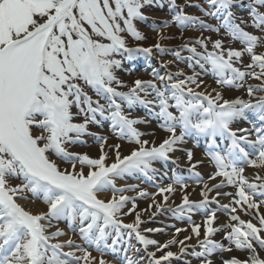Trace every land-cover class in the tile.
<instances>
[{"label":"snow or ice","instance_id":"obj_1","mask_svg":"<svg viewBox=\"0 0 264 264\" xmlns=\"http://www.w3.org/2000/svg\"><path fill=\"white\" fill-rule=\"evenodd\" d=\"M156 54L173 59L122 78ZM89 140L96 155L75 150ZM262 173L264 0H0V264H264ZM141 178L156 191L127 182ZM166 213L191 234L151 238L165 228L141 226Z\"/></svg>","mask_w":264,"mask_h":264},{"label":"rangeland","instance_id":"obj_2","mask_svg":"<svg viewBox=\"0 0 264 264\" xmlns=\"http://www.w3.org/2000/svg\"><path fill=\"white\" fill-rule=\"evenodd\" d=\"M180 2H183V0H180ZM193 2H196V0H193ZM188 11L190 12V13H195L196 12V9L195 8H189L188 9ZM154 15L158 18V19H165V18H167V19H170L171 17L168 15V12H167V9L165 8L164 10H157V11H155V13H154ZM140 27L142 28V30H144L145 32H146V34L148 35V37H149V39H148V41L145 43V46H149V45H151V44H154L155 42H156V40H155V33L154 32H152L146 25H140ZM167 32H169V33H175V32H177V29H175V27H173V28H171V29H168V30H166ZM188 35H196V33H188ZM205 35H208V33H205ZM213 38H216L215 36L213 37ZM166 44H168V46L169 47H174V46H176V45H179L180 43H181V41L180 40H172V41H166L165 42ZM234 47H240V45L237 43V44H234L233 45ZM182 55H188V53H182ZM172 60L173 59V57L171 56V55H165V56H161L160 54H156V56L155 57H153V58H151V59H148V60H145L143 57H141V58H139L138 59V61L136 62V65H135V67L138 69V71H136V72H134L132 75H126V74H121V76H122V78L123 79H125V80H127V81H131V80H133V79H135V78H137V77H139V78H143V79H151V75H150V72H151V69L153 68V67H156V68H159V61L160 60ZM247 62V61H246ZM179 67L180 68H183L186 72H189V74H190V70L189 69H187L186 68V66L183 64V63H179ZM161 71H163V69L161 68L160 69ZM171 71H176V67L174 66V67H172L171 69H170ZM204 79H205V81L207 82V79H210L211 80V82L213 83V80H212V77L209 75V76H205L204 77ZM254 82H256V81H252V83H254ZM241 93H239V92H237V93H230L229 95H240ZM245 98H247V97H245ZM139 115H143L144 113H143V111L142 110H140L139 111V113H138ZM153 124L155 125V122H153ZM95 130V129H94ZM110 142H112V141H110ZM89 145H91L90 147H88V148H77V149H75V150H77V151H88V152H90L92 155H96V153H97V149H96V147H95V145L92 143V141L91 140H89ZM128 146V145H127ZM129 147V146H128ZM196 151H197V153L199 154L198 156H203V152H202V150L200 151V150H198V149H196ZM196 153V154H197ZM178 154H180V153H178ZM177 154V155H178ZM181 162V161H180ZM181 166V165H180ZM157 167H160L159 165H157ZM168 167H174L173 165H171V164H169L168 165ZM181 168H183L182 166H181ZM247 170H246V175H247ZM247 176H249V175H247ZM205 180H207V178H205ZM128 183H141V187H144V188H147L148 189V191H150V192H154V191H156V188L154 187V186H152L151 184H149V183H147V182H142V178H141V180H135V179H133V180H128L127 181ZM159 182H161V181H159V180H157V183H159ZM164 183H167L168 181H167V179H165L164 181H163ZM191 182V181H190ZM189 182V183H190ZM190 184H192V185H190V187L191 188H193V189H195V192L199 189L198 188V186L193 182V183H190ZM190 187H189V189H190ZM228 189H231L233 192H235V189L234 188H231V187H229ZM130 195H135L134 193H130ZM177 197H179L180 195L179 194H177L176 195ZM157 199H159V197H157ZM197 199H199V198H197ZM180 200V199H179ZM151 201L150 200H148V199H139L138 201H137V203H138V205H139V209H142V206H143V203H146V204H148V203H150ZM22 203H28V202H24V201H22ZM263 207H264V205H262ZM29 207H31L32 208V210L33 211H39V210H46V206L45 205H43L41 202H39V201H37L35 204H29ZM211 207H213V208H215L216 207V205L215 204H213V205H211ZM138 209V210H139ZM221 212H219L218 213V216L220 217L221 216V214H220ZM170 215L171 214H167L166 215V217L168 216V218H170ZM144 217L145 218H147V213H145L144 214ZM197 217H199V218H197ZM202 218V219H201ZM132 219H133V216H129V217H127V218H125V222H131L132 221ZM193 220L196 222V223H201L202 222V220H203V215L200 213V212H197V213H195L194 215H193ZM170 221H171V223L170 224H168L167 226H169V225H175V227L176 228H187L188 229V231L187 232H181L180 233V237H179V239H181V237H182V234H186V235H188L190 232L189 231H191V225L189 224L188 225V221H175L174 219H171L170 218ZM254 223H256V221L254 220ZM149 224H151V225H155L154 223H152V222H150V223H147V224H145V225H142L141 227L143 228V227H145V226H149ZM156 224H157V222H156ZM158 225V224H157ZM188 225V226H187ZM61 228H64L65 227V225L63 224V223H61L60 225H59ZM165 229H167L166 231H165V234L168 236V237H171V235L172 234H174V228H172V227H166ZM54 230V229H53ZM164 234V232L163 233H156V234H149V235H151V238H154L155 239V237H161V235H163ZM69 235H71V233H69ZM68 237H62L61 239H67ZM73 238H75V237H73ZM216 239H221V236L220 235H217V237H216ZM164 242V241H163ZM132 243L134 244V245H136L137 247H139V245L136 243V241L135 240H133L132 241ZM226 243V242H225ZM173 248H175V250H174V252L177 250V247H173ZM173 248L171 249V250H173ZM67 250V249H66ZM238 253H240V252H238ZM241 254V253H240ZM93 255L94 256H99L100 254L99 253H97V252H95V251H93ZM105 259H107L109 262H110V264H118V261H115L114 260V257L112 256V255H106L105 256ZM174 264H179V262H175L174 261ZM193 264H197V261L195 260V259H193Z\"/></svg>","mask_w":264,"mask_h":264},{"label":"bare ground","instance_id":"obj_3","mask_svg":"<svg viewBox=\"0 0 264 264\" xmlns=\"http://www.w3.org/2000/svg\"><path fill=\"white\" fill-rule=\"evenodd\" d=\"M251 83H252V81H250ZM207 83L208 84H212V82H211V80L210 79H207ZM254 83H256V82H254ZM214 86V85H213ZM241 126H247V125H245V124H242ZM151 127L152 128H155L156 127V125H154V124H152L151 125ZM166 134L163 132V131H160V130H157V139H162L164 136H165ZM189 147H192L193 145H188ZM127 149H128V146L127 145H125V148H124V151L126 152L127 151ZM97 151V150H96ZM193 151H194V153H195V157L196 158H202L203 156H198L199 154L197 153V151H196V149L193 147ZM197 153V154H196ZM178 155H182V154H178ZM180 165L184 168L185 166H186V162L182 159L181 160V162H180ZM160 166V165H159ZM180 166V167H181ZM200 172H201V174L204 176V178H207L208 177V174H210L212 171H213V168H212V166H210L208 163H207V161H205V163L203 164V165H201L200 167H199V169H198ZM247 175H249V177L251 178L253 175H254V171L255 170H253V169H251V168H249V169H247ZM262 174H264V173H262ZM190 185H192V184H190ZM199 188V187H198ZM225 191H230V192H233L231 189H224ZM188 191L189 192H191L192 193V196H191V198L192 199H197V198H200L199 197V192H200V188L195 192V191H193V188H191L190 187V189H188ZM180 199V196L179 197H177L176 196V202L177 203H179V200ZM229 201H228V198H222L221 199V203H228ZM151 203V202H150ZM150 203H148V204H146V203H143V206H142V209L143 208H146V207H148V205L150 204ZM154 210V209H153ZM260 211H261V213H264V207L263 206H261V209H260ZM168 213H166V214H164V215H158L153 221H152V223H154L155 225H151V224H149V226H145V227H164V228H166V226L168 225V224H170L171 223V221H170V218H168V216L166 217V215H167ZM198 218V217H197ZM242 218L243 219H249L250 217H248V216H245V215H242ZM227 220V214H225L224 216H220V221H226ZM156 222H157V224H156ZM253 222H254V220H253ZM167 229H165V231H166ZM165 231H164V234L163 235H161V237H155V239H157V240H159V241H161V242H163V241H166L167 239H169V238H171V237H168L166 234H165ZM190 233L189 234H191V231H189ZM188 234V235H189ZM202 235H203V228H202ZM184 236H186V234L184 233V234H182V237H181V239H183L184 238ZM180 237V236H179ZM179 237H178V239H179ZM197 241H196V238L195 237H193V239L191 240V241H188V243H190V244H195ZM175 247H177V250L176 251H178L179 250V248H178V246H175ZM175 250V248H173V250L172 251H174ZM175 251V252H176ZM225 255V257H228V256H230V255H235V256H241L242 254H240V253H238V251H233V253H231V254H229V253H225L224 254Z\"/></svg>","mask_w":264,"mask_h":264}]
</instances>
